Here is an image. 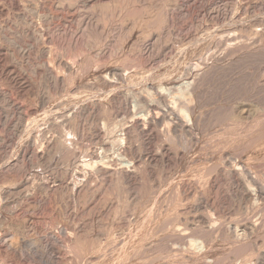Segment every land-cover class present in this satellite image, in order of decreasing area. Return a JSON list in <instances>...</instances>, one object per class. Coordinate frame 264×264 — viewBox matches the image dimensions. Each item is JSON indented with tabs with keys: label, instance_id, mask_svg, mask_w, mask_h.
<instances>
[{
	"label": "bare ground",
	"instance_id": "obj_1",
	"mask_svg": "<svg viewBox=\"0 0 264 264\" xmlns=\"http://www.w3.org/2000/svg\"><path fill=\"white\" fill-rule=\"evenodd\" d=\"M2 1L0 14L4 11ZM36 1L41 9L39 21H23L17 32L32 40V45L34 41L42 55L49 54L48 66L43 64L41 71L46 77L45 89L41 90L31 73L25 75L8 64L15 60V49L0 47V76L10 88L24 91L32 106L47 104L52 98L50 88L62 92L65 77L80 73L87 53L95 60L94 65L98 64L89 77L96 90H111L131 78L134 69L128 64L118 65L117 57L131 50L125 52L120 41L132 37L137 23L134 19L119 24L106 18L99 21L109 6L119 12L129 5L144 11H161L165 6L171 23L163 22L166 25L162 26L169 43L174 44L172 47L170 43L171 55L178 52L183 59L175 60L179 69L167 74V82L161 75L135 93L128 90L130 93L121 96L109 92V108L103 104V113L100 102L74 106L66 99L57 104L54 114L48 115L46 110L44 116L32 117L38 107L30 111L32 106L12 100L8 91H0V124L12 128L10 134H0V264H264V100L259 96L262 104L257 99L247 104L241 98L231 99L234 92H230L234 82L243 78L238 75L243 61L257 56L263 62L253 85L255 92H264V21L204 24L205 37L195 33L179 39L172 35L177 33L181 18L190 16L199 29L200 18L211 21L226 11L222 7L230 0H170L167 5L161 4L162 0H53L50 11L47 5L52 0ZM6 2L16 8L19 5L17 0ZM108 14V18L114 17L113 12V17ZM54 23L57 25L51 33L49 26ZM147 24L141 23L140 31L147 29ZM150 32L140 39L137 49L147 58L160 57L170 46L160 44L161 34ZM53 34L63 35L65 41L57 42ZM94 38L101 39V44L92 43ZM53 46L65 49L68 55H54L58 48L53 50ZM20 51L23 58L25 52ZM243 68L247 71L249 67ZM237 75L240 80L235 79ZM246 82L245 88L254 89ZM210 84L216 86L208 100ZM11 112L16 115L14 119ZM85 119L89 121L84 134L78 130ZM210 135L213 140L207 142ZM173 144L181 150L174 153ZM179 160L185 169L179 178L174 171L175 183L168 176L172 189L169 185L166 195L159 190L165 177L157 183L158 190L151 187L154 196L141 191L145 184L149 186L158 165L170 168ZM38 166L45 170H36ZM157 177L152 180L158 181ZM195 185L205 186L206 191L199 192L198 187L197 191ZM107 189L117 190L116 196L99 197L95 207L97 194ZM211 195L215 198L207 202ZM195 197L197 202L188 205L195 212L192 216L185 207L182 212H172L178 204ZM204 198V213H197ZM229 202L242 214L252 207L244 222H235L234 217L232 223L225 218ZM109 219L118 222L107 228ZM226 249L232 251L226 253Z\"/></svg>",
	"mask_w": 264,
	"mask_h": 264
},
{
	"label": "rangeland",
	"instance_id": "obj_2",
	"mask_svg": "<svg viewBox=\"0 0 264 264\" xmlns=\"http://www.w3.org/2000/svg\"><path fill=\"white\" fill-rule=\"evenodd\" d=\"M7 0H5V1H2L1 3L3 4V8H4V11L0 14V28H1V31H0V47H7V46H9L11 49H15L14 50V55H15V60L12 62H8V64L10 65V66H16L18 69H20L25 75H28V74H30V75H28V76H30L31 78H33V80H35L39 85H40V87H41V90H44L45 89V87H46V77L45 76H43L42 75V69H43V64H44V67L45 66H48V59H49V57H48V53H47V55L46 54H41V52H39V50L37 49V47H36V45H34V41H33V45H32V40L31 41H28V40H30L28 37H26V36H24L23 34H19V32H17V28L23 23V21H30V20H32V21H39V16H40V8H39V6L37 7V1L36 0H17L18 2H19V5H18V7L16 8V7H12L9 3H7L6 2ZM55 1V0H54ZM161 1V0H160ZM168 1V2H167ZM172 1V0H171ZM218 1V0H217ZM264 0H230V1H228L227 2V5L225 6V7H222V9L224 8L226 11H224V12H222V14L221 13H219V15L218 14H216V17H214V19L212 18V20L211 21H207V20H205L204 18H200L199 19V24L201 25L200 27H199V29L196 27V26H194L193 24H195V22L196 21H191L188 17H190V16H188V17H183V18H181L182 20L181 21H179V23L177 24L178 25V27L176 26V28H175V32H177L176 34L174 33V35H172V37H175L176 35H178V36H176L177 38H179V39H184V38H188V36L190 37L191 35H195V33H200V35L198 34V36H202V37H205L206 36V34L204 33V34H202L203 33V25L204 24H220L219 22H222V23H237V24H240V23H248V22H252V21H264V2H263ZM50 3H48V5H47V7H48V11H50L51 9H52V6H51V4H52V2H53V0L52 1H49ZM170 2V0H162L161 1V4L163 3L164 5H167L166 3H169ZM26 3V4H25ZM35 3V4H34ZM21 4V5H20ZM51 6V7H50ZM222 6V5H221ZM109 7H111V6H109ZM107 8V9H104L105 11H103V12H101V14H100V20L99 21H115L116 23L115 24H119V23H121L120 21H122V20H124V21H134V24H135V22L137 23V25L135 24V28H134V31H133V33H132V37L128 40L127 38H125V39H122L121 41H120V43L121 44H123V41H124V44L123 45H121L120 43V46H124V47H121V48H123V50L126 52L128 49L130 50L129 52L127 51V53L128 54H126V55H120V56H118L117 57V64L118 65H120V66H126L127 64H128V66H130L131 67V70H133L132 71V73H131V75L129 76V77H131V78H128V80L127 81H129V82H127V81H125V82H121V84L119 85V84H117L116 86H114L113 88H111V90L109 91V90H107V89H97L96 90V87H93V86H91V85H94V81L91 79V78H89V77H92L94 74H95V70H97V66H98V64L95 66L94 64H95V60H93L92 59V57H90V54L88 55V53L86 54V56H85V58H86V60H84V65L86 66H82V69H81V71H80V73L79 74H77L76 76H67V77H65V82H66V84H64V90L62 91V92H56L53 88H50L51 90H49V92H51L52 93V98H51V100H49L48 102H46L47 104H45L44 106H42V105H40V103H39V105H31V101L30 100H28V98L25 96L26 94H25V92L24 91H20V90H18V89H14V88H10L9 86H8V84H7V82H6V80L3 78V77H1L0 76V91L1 92H4V91H8L7 93H8V95L10 96V97H12L13 99L12 100H14V101H16V102H22L24 105H26V106H32V108L31 107H29V108H31L30 109V111L31 110H33L34 111V109H36L37 107V110H35V113H33V115H31L32 117H39V116H44V113H46V112H48V115L49 114H54V112H56V110H54V109H56V106H57V104L59 105V103H62L63 102V100H68V102H72V105H76L77 106V104H79V103H81V102H84V103H86L87 105H93V104H96V101L99 103V104H101L100 105V111L103 113L104 112V109L106 108V110H107V108H109V100L107 99L108 97H107V95H108V93L110 92H112V93H117L118 95H123L124 94V92H127L128 90H130L131 91V93H135L136 91H141V89H145V86H146V84L148 83V82H151L152 80H156L157 78H158V76H159V78H160V76L161 75H163L162 76V78L164 79L163 81H165V82H167V78L169 77L168 75H170V74H172L173 72H175V71H177V69H179V66L177 65V62H178V59L181 61V59H183V57H180L181 55H180V53H176V54H173V55H171L172 53V47H173V42H171L170 41V43L172 44H170L169 43V37H168V34L166 33V29H165V27H163L162 25H166V24H168L169 25V23H171L170 21H171V17H170V14L166 11V9L164 10L163 8H165V6H162V12L160 11V9L157 11V8H155V9H152V8H148V10H147V8L145 9V11H144V9H138V6L137 5H132V6H127V7H124L123 8V12L121 11V12H119V10H117V11H115V8L112 6L111 8ZM130 7V8H129ZM228 7V8H227ZM20 8L22 9V10H20ZM135 9H137V10H135ZM53 10V9H52ZM112 10V11H111ZM121 10V9H120ZM127 10V11H126ZM39 11V12H38ZM133 11H134V13H133ZM153 11V12H152ZM108 12H109V14H108ZM112 12H113V15H114V17L111 15L112 14ZM115 12V13H114ZM118 14H117V13ZM140 12V13H139ZM142 12V13H141ZM166 12V13H165ZM102 13L104 14V13H106V14H108V15H110L111 17H113V18H108V16L106 15V14H104L103 16H102ZM111 13V14H110ZM125 13V14H124ZM139 13V14H138ZM151 13V14H150ZM160 13V14H159ZM224 13V14H223ZM37 14H39V15H37ZM138 14V15H137ZM141 14V15H140ZM148 14V15H147ZM166 14V15H165ZM116 15V16H115ZM122 15V16H121ZM157 15H159L161 18H159V16H157ZM162 15V16H161ZM166 16H168V17H166ZM39 17V18H38ZM104 17V18H103ZM129 17V18H128ZM139 17V18H138ZM152 17V18H151ZM153 17H154V19H153ZM166 17V18H165ZM170 17V18H169ZM107 20H106V19ZM115 18V19H114ZM120 18V19H119ZM185 18V19H184ZM134 19V20H133ZM160 19H161V21L162 22H160ZM166 19H167V21H166ZM169 19V20H168ZM159 20V21H158ZM164 20V21H163ZM123 21V22H124ZM146 21V22H145ZM155 21H156V23H155ZM226 21V22H225ZM228 21V22H227ZM153 23V24H151V23ZM163 22H165V23H163ZM168 22V23H167ZM178 22V21H177ZM181 22V23H180ZM193 22V23H192ZM141 23H144V25L145 24H151V25H148L147 24V29H145L144 28V31H140L141 29H140V24ZM162 23V24H161ZM181 24V25H180ZM56 23H54V24H51L50 26H49V32L51 31V33L53 32V30H54V28L56 27ZM139 25V26H138ZM138 26V27H137ZM182 26V27H181ZM185 26V27H184ZM192 26V27H191ZM151 27V28H150ZM163 27V28H162ZM194 27H195V29H194ZM52 28V29H51ZM150 30H149V29ZM191 28H193V29H191ZM4 29V30H3ZM164 29H165V31H164ZM176 29H178V30H176ZM179 29H181V32H179L180 30ZM148 30V31H147ZM157 30H158V32H157ZM196 30V31H195ZM147 31V32H146ZM151 31V32H150ZM156 31V32H155ZM192 31V32H191ZM200 31V32H199ZM149 32H150V34L153 32V33H155V34H161L160 36H161V38H160V44L161 45H163V44H165V42L170 46V49H168V50H170V51H168L167 49H166V51L165 52H163V54H162V56H160V57H158L157 55H154V57L155 58H152V56L150 57H146V56H144V55H142L140 52H139V50L137 49L138 47H139V45H140V43H141V41L142 40H144L143 38H147L148 37V35H149ZM194 32V33H193ZM54 33V32H53ZM165 33H166V35H165ZM193 33V34H192ZM181 34V35H180ZM187 34H188V36H187ZM167 36V37H165V36ZM180 35V36H179ZM197 35V34H196ZM63 36V35H62ZM60 37V35H58V34H53V39L54 40H56L57 42L59 41V42H64L65 41V37L63 36V37ZM134 36V37H133ZM186 36V37H185ZM10 37L13 39H10ZM58 37V38H57ZM6 38V39H5ZM139 38V39H138ZM142 38V39H141ZM93 39V38H92ZM91 39V40H92ZM128 40V42H126L127 40ZM131 39H133V40H131ZM138 39V40H137ZM140 39H141V41H140ZM15 40V42H17V43H13V41ZM90 40V41H91ZM126 40V41H125ZM10 41V42H9ZM93 41V40H92ZM94 41H96V42H92V43H100L101 44V39H99V40H97V39H95L94 38ZM131 41L132 42H134V43H131ZM136 41V42H135ZM31 42V43H30ZM126 42V43H125ZM138 42V43H137ZM9 43H11V44H9ZM99 43L98 44H96V45H99ZM15 46H14V45ZM47 44V43H46ZM127 44V45H126ZM133 44V45H132ZM138 44V45H137ZM184 44H185V42H184ZM13 45V46H12ZM17 45V46H16ZM25 45V46H24ZM52 46V43L50 44L49 43V45L47 44V46ZM35 48H34V47ZM128 47V48H127ZM130 47V48H129ZM135 47V48H134ZM19 50H18V49ZM54 48H58L56 51H53V54L55 55V54H59V56H62V57H66L67 55H68V51H66L65 49H63L62 48V50H60V48L61 47H54L53 46V50H55ZM135 50H134V49ZM20 50H23L24 52H25V55H24V59L21 57V51ZM35 51H36V53H35ZM61 51H62V53H61ZM132 51V52H131ZM133 51H136L135 53L133 52ZM170 53V55H168L169 53ZM19 52V53H18ZM27 52V53H26ZM29 53V54H28ZM35 53V54H34ZM134 53V55H135V57H137V58H135V57H133L132 56V54ZM138 53V54H137ZM140 53V54H139ZM166 53V54H165ZM33 54V55H32ZM41 54V55H40ZM131 54V55H130ZM165 54V55H164ZM30 55V56H29ZM129 55V56H128ZM180 55V56H179ZM32 56V57H31ZM87 56H88V61H87ZM132 56V57H131ZM139 56H141V58H146L145 60L144 59H141ZM166 56L168 57V56H170V58L168 57V58H166ZM176 56L178 57V58H176ZM122 57V58H121ZM126 57V58H125ZM181 59H180V58ZM259 56H257V57H254V58H251V59H248V60H245L246 61V63H245V61H243L244 63H245V65H244V63H243V67H249V68H246V70L247 71H244L243 69H245V68H243V67H241L242 68V70H241V68H240V74H238L240 77H243V78H241L242 80H241V82L240 81H236V80H240V77L237 75V78L239 77V79H237V78H235L236 80H234V81H236V83L234 82V86H233V90L232 91H230L232 94H233V92H234V95L232 96L230 93H229V95L230 96H232L231 97V99H233V100H238L239 98H241V99H244V101H245V103H252V102H256V99H257V102L259 101V103H263L262 101L264 100V92L262 91L261 92V94H259V93H257V91L255 92V87H254V85H255V83H256V81H257V79H258V76L260 75H258V73H259V67H260V64H262V62H263V58L262 57H259ZM20 58V59H19ZM30 58V59H29ZM118 58H119V60H118ZM152 58V59H151ZM158 58H160V59H164L163 61H165V62H160V61H157V60H159ZM262 58V59H261ZM148 59V61H146ZM149 59H151V60H149ZM261 59V60H260ZM93 60V61H92ZM153 60V61H152ZM156 60V61H155ZM175 60L177 61V62H175ZM30 61V62H29ZM145 61H146V64H145ZM179 61V62H180ZM251 62V63H249V62ZM16 62V63H15ZM94 62V63H93ZM127 62H129V63H127ZM148 62V63H147ZM153 62V63H152ZM157 62H158V64H159V67H157L158 66V64H157ZM160 62V63H159ZM173 62H175V65L176 66H178V67H174V63ZM24 63V64H23ZM86 63V64H85ZM131 63V64H130ZM142 63V64H141ZM162 63V64H161ZM165 65H164V64ZM167 63V64H166ZM242 63V62H241ZM255 64V65H252V64ZM46 64V65H45ZM130 64V65H129ZM145 64V65H144ZM148 64H149V66H150V64H151V67L149 68V66H148ZM179 64V63H178ZM250 66H249V65ZM28 65V66H27ZM30 65V66H29ZM154 65V66H153ZM161 65V66H160ZM180 65V64H179ZM252 65V66H251ZM19 66V67H18ZM20 66H21V68H20ZM36 66V67H35ZM153 66V67H152ZM241 66H242V64H241ZM254 66H255V71L253 70H251V69H253L254 68ZM28 67V68H27ZM127 67V66H126ZM134 67V68H133ZM155 67V68H154ZM156 67H157V69H156ZM162 67V68H161ZM32 69V70H30V69ZM93 68H94V70H93ZM149 68V69H148ZM153 70H152V69ZM159 68V69H158ZM172 69V71H171V69ZM23 69V70H22ZM28 71H27V70ZM153 71V72H151V70ZM248 69H250L249 70V72H248ZM258 69V70H257ZM57 70H59V69H56V71ZM86 72H85V71ZM33 71H35V72H33ZM55 70H53V72H54ZM95 71V72H94ZM149 71L151 72L150 74H149ZM158 71V72H157ZM168 71V72H167ZM250 71L252 72V73H250ZM26 72V73H25ZM91 72L93 73V74H91ZM167 72V73H166ZM172 72V73H171ZM248 73L247 75L246 74H243V73ZM256 74H255V73ZM28 73V74H27ZM82 73V74H81ZM89 74V75H88ZM168 74V75H167ZM241 74H243V75H241ZM250 74L252 75L251 77H250ZM165 75V76H164ZM256 75V76H255ZM155 77V78H154ZM246 77H248V78H246L247 79V81L248 82H250L251 83V85L253 86V88L254 89H252L251 88V86H248L247 87V85H246V88H245V82H246V79L245 78ZM255 77H256V79H255ZM253 78V79H252ZM4 79V80H3ZM89 81H88V80ZM130 79V80H129ZM243 79H245V82H244V80ZM254 81V83L252 82V80ZM92 80V81H91ZM256 80V81H255ZM87 82V83H86ZM92 82V83H91ZM242 82H244V84L242 83ZM248 82H246V84H249ZM211 83H213V82H211ZM237 83H239V84H237ZM241 83V84H240ZM243 84V85H242ZM254 84V85H253ZM212 84H210L209 85V87H208V89H207V94L209 95V96H207L206 98L209 100L210 98V94H212V91H213V89L212 88H214L213 87V85L211 86ZM239 85V86H238ZM243 86V88H242V86ZM250 85V84H249ZM132 86V87H131ZM236 87V88H235ZM239 87V88H238ZM65 88H67V89H65ZM141 88V89H140ZM242 90H241V89ZM247 88H248V91H247ZM11 89V90H10ZM132 89V90H131ZM137 89V90H136ZM139 89V90H138ZM209 89H210V91H209ZM13 90V91H12ZM96 90V91H95ZM104 90H107V91H104ZM135 90V91H134ZM236 90H238V91H236ZM253 91V93H252V91ZM19 91V92H18ZM71 91V92H70ZM74 91V92H73ZM102 91V92H101ZM134 91V92H133ZM244 91H246V92H244ZM75 92H76V94H75ZM81 92V93H80ZM123 92V93H122ZM208 92H211V93H208ZM255 92V93H254ZM74 93V94H73ZM127 93H130V92H127ZM126 93V94H127ZM242 95H241V94ZM244 93V94H243ZM25 94V95H24ZM55 94H57V95H55ZM85 96H84V95ZM88 94V95H87ZM255 94H257V96L255 95ZM72 95V96H71ZM75 95H76V97H77V99L75 98ZM81 95V96H80ZM83 95V96H82ZM229 95H228V100H230L231 101V99H230V97H229ZM238 97H237V96ZM263 97H262V96ZM41 96H43V94L41 93ZM53 96L55 97V98H53ZM88 96V97H87ZM212 96V95H211ZM250 96H251V98H250ZM263 98V100H261V98ZM79 97V98H78ZM104 97L106 98V100L104 99ZM234 97V98H233ZM252 97H254V98H252ZM257 97V98H256ZM63 98V99H62ZM82 98V99H81ZM213 97H211V99H212ZM249 98V99H248ZM62 99V100H61ZM72 99V100H71ZM23 100V101H22ZM102 100H103V103H102ZM207 100V101H208ZM251 100V101H250ZM260 100H261V102H260ZM107 101V103H104V102H106ZM28 102H30V103H28ZM74 102V103H73ZM33 103V102H32ZM37 104H38V102H36ZM97 103V104H98ZM207 103H209V101L207 102ZM250 103V104H251ZM28 104V105H27ZM98 104V105H99ZM104 104V105H103ZM105 107V108H101V107H103V106ZM210 105V104H209ZM263 106H264V103L262 104ZM206 106H208V105H206ZM44 108V109H42V108ZM58 107V106H57ZM210 107H207V109H209ZM42 111H41V110ZM46 110H48V111H46ZM105 110V111H106ZM1 111H2V107L0 106V117L2 116L1 114ZM45 111V112H44ZM37 112V113H36ZM44 112V113H43ZM11 116L13 117H11L12 119H14L15 117H16V115L15 114H13V112H11ZM47 114V113H46ZM101 116H102V114H101ZM29 117H30V115H29ZM141 118V116H136V118L137 119H140ZM1 119V118H0ZM87 119V118H86ZM83 120L82 122H81V125H80V127H79V130H78V132H84V134L87 132V126H88V121L89 120ZM102 121H103V117H101L100 118V120H99V123L100 124H102ZM1 123V122H0ZM83 123V124H82ZM6 127H8L7 125H2V124H0V134L1 135H7V134H10L12 131V128H6ZM7 132V133H6ZM213 140V135H210L209 137H207V139H206V141L207 142H210V141H212ZM86 140H84V143H87V141L85 142ZM175 147V148H174ZM178 148V149H177ZM175 150V151H174ZM181 150V148H180V146L178 145V144H173L172 145V151L175 153H177V151L179 152ZM187 161H188V159H187ZM186 161V162H187ZM180 162V163H179ZM179 162H176V163H179L178 165H176L175 166V163L174 164H172V165H170V168H168V166H161V165H158L157 167H156V171H155V173L157 174H155L153 177L154 178H156L158 175H162V176H158V177H160V179H158V181H157V179L154 181V180H152L153 179V177H151V179H149L150 180V182L152 181L153 183H150L149 182V186L147 187V185L145 184L144 186H145V188L143 187L142 188V190L141 191H146V193L149 195V193H150V196H154V194H156V192L154 191V190H152L151 191V189H155V190H158L157 188H158V184H160L163 180H165V178H166V181H163L162 182V184H161V186L162 187H164V189L161 187V189H159V190H161L162 192L164 191V195H166V192L167 191H170L172 188V184L170 183V182H174V179L176 178V177H174L175 175V173H174V171H176L177 173V175L178 174H183L182 173V169H185V168H183V167H181V165H182V161H180L179 160ZM185 162V161H184ZM181 168H180V167ZM61 167V166H60ZM161 167V168H160ZM166 167V168H165ZM177 167V168H176ZM40 168H41V170H45V168L43 169V166H38V167H36V170H40ZM168 168V169H167ZM40 170V171H41ZM161 170V172L159 173V171ZM169 170V171H168ZM181 171V173H180V171ZM158 171V172H157ZM166 171V173H164V172ZM179 172V173H178ZM183 172H185L184 170H183ZM163 174H165L164 176H163ZM168 174V175H167ZM176 175V176H177ZM168 176H170V182H169V178H168ZM157 177V178H158ZM165 177V178H164ZM174 177V178H173ZM178 178L180 177V175H178L177 176ZM173 178V179H172ZM162 179V180H161ZM161 182H160V181ZM173 180V181H172ZM175 181H176V179H175ZM160 182V183H159ZM158 183V184H157ZM175 183V182H174ZM154 184H156V185H154ZM194 184V183H193ZM166 185H168V187L166 186ZM169 185H170V190H169ZM174 185V184H173ZM155 186V187H154ZM151 187H153V188H151ZM167 187V188H166ZM194 187H196V189H197V187L201 190H199V192H205L206 191V189L204 188L205 186H203L202 187V185L201 186H199V185H195ZM202 187V188H201ZM118 189H119V193L121 194V188L120 187H118ZM205 190V191H203V190ZM197 191H198V189H197ZM116 192H117V190H116ZM116 192H112L111 190H109V189H107V190H105V191H103V192H101V193H98L97 194V198H96V200L94 201V204L95 203H97L98 202V200L100 199L99 197H101V196H103V197H101V198H109V197H111V196H116ZM155 192V193H154ZM115 194V195H114ZM152 194V195H151ZM212 196V195H211ZM99 198V199H98ZM214 199L215 197L214 196H212V197H210L209 198V200L207 201V202H212L211 201V199ZM190 201H188V202H186V204H185V202L184 203H182V204H178L175 208H173L174 209V211H172V212H178V211H180V212H182V211H184V207H185V211L187 212V211H189V212H187V213H191V214H189V216L191 215H193V214H195V212L189 207V206H191V205H193L194 203H193V201H196L197 202V200H196V197L195 198H190L189 199ZM201 201H203V202H201L200 204L202 205H200L201 206V209L199 210V211H197V213H204L203 211H204V209H205V206H206V200H205V198L203 199V200H201ZM216 201V200H215ZM217 202V201H216ZM191 203V204H190ZM229 203H231V202H229ZM98 204H99V202H98ZM98 204H95V207H97L98 208ZM185 204V205H184ZM205 204V205H204ZM235 205V203H231V204H228V210L225 212V218L226 219H229L228 221H230V222H232L233 223V219L232 218H236V216H237V220L234 218V220H235V222H244L245 221V218H246V214L247 213H249V212H251V210H250V208H252V207H249V209H247V211L245 210V212H244V214H242L243 212L242 211H239L238 212V210L237 211H235L236 209V206H235V208H234V205ZM189 205V206H188ZM233 207H232V206ZM251 205V204H250ZM204 206V207H203ZM252 206V205H251ZM188 207V208H187ZM97 208L95 209V210H97ZM172 209V210H173ZM186 209H188V210H186ZM191 209V210H190ZM233 209H235V210H233ZM249 210V211H248ZM86 211H88V210H86ZM191 211H193V212H191ZM89 212V211H88ZM92 212H94V210L92 211ZM212 212V211H211ZM227 213V214H226ZM234 213V214H233ZM238 213H241L240 214V217L238 216L239 214ZM232 214V215H231ZM238 214V215H237ZM103 215V214H102ZM245 215V216H244ZM238 217H239V219H238ZM245 217V218H244ZM104 218H106V217H104ZM231 218V219H230ZM242 220V221H239V220ZM244 219V220H243ZM110 221V222H109ZM109 221H107L108 223H107V228L111 225V224H116L115 222H118V221H116V220H110L109 219ZM234 222V223H235ZM260 237H262V236H260ZM258 240L262 243V240H261V238H258ZM227 250H228V252H227ZM229 251L231 252L232 250H229V249H226V253H229ZM165 262V261H164ZM162 263V262H161ZM161 263H159L158 262V264H161ZM162 264H164V263H162Z\"/></svg>",
	"mask_w": 264,
	"mask_h": 264
}]
</instances>
